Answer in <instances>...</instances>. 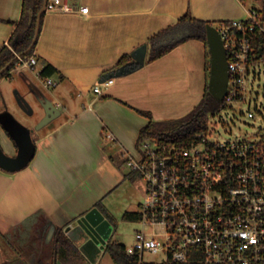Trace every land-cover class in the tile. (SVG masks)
<instances>
[{"label":"crops","instance_id":"0c3cea01","mask_svg":"<svg viewBox=\"0 0 264 264\" xmlns=\"http://www.w3.org/2000/svg\"><path fill=\"white\" fill-rule=\"evenodd\" d=\"M64 1L89 7V14L46 12L33 55L38 65L31 72L37 73L29 74L17 64L9 77L0 80V115L9 112L17 119L10 105L16 112L24 111L8 97L5 80L33 93L41 111L34 125L45 116L40 95L61 111L32 133L34 154L26 166L14 172L0 167V264L17 253L23 256L26 249L36 248L41 256L42 240L48 241L47 221L67 232L99 204L110 213L112 196L137 179L128 160L139 156L141 130L151 118L178 119L201 102L209 85V47L200 36L188 37L195 31L189 23L179 24L180 18L190 14L217 26L247 18L250 9L247 0ZM23 2L0 0V50L9 46ZM173 44L167 53L150 60L155 47ZM143 45L151 46L145 65L106 86V75ZM47 65L57 71L51 76L55 86H46L40 76ZM96 85L102 95L94 92ZM27 113L32 114V107ZM21 124L28 129L34 126ZM0 144L9 156L17 155V145L1 121ZM33 232L38 234L36 244ZM21 236L24 241L18 246L15 241Z\"/></svg>","mask_w":264,"mask_h":264},{"label":"built area","instance_id":"2783aa9c","mask_svg":"<svg viewBox=\"0 0 264 264\" xmlns=\"http://www.w3.org/2000/svg\"><path fill=\"white\" fill-rule=\"evenodd\" d=\"M46 12L86 16L89 7L48 0ZM216 28L229 62L223 102H251V87L264 66V15L250 8L247 18ZM18 64L35 70L38 59L20 57ZM43 80L56 85L51 77ZM113 83L109 79L105 85ZM93 90L102 95L100 85ZM246 115L255 117L250 109ZM128 165L146 187L138 221L143 229L136 232L133 247H126L133 264H264V137L213 140L208 129L189 146L147 138L139 141V156ZM146 254L157 259L146 261ZM84 257L81 264H98L100 258Z\"/></svg>","mask_w":264,"mask_h":264},{"label":"trees","instance_id":"16d2710c","mask_svg":"<svg viewBox=\"0 0 264 264\" xmlns=\"http://www.w3.org/2000/svg\"><path fill=\"white\" fill-rule=\"evenodd\" d=\"M45 0H24L23 2V13L20 21L17 23L15 32L13 33L9 46H4L0 50V71L8 66L12 61H14L11 66L4 72L0 77V80L5 77H9L13 69L16 68L19 60H15L16 55L25 52L33 43L35 38L38 15L44 5ZM246 1V0H245ZM262 1L261 12L264 15V0ZM33 11V20L30 22L29 16L30 12ZM44 17V15H43ZM42 17V20H43ZM41 20V22H42ZM189 23L195 34H191L188 37L200 36L204 40L206 37V26L210 23L205 21H200L191 17L190 14H186L180 18L179 24ZM175 45H170L168 47H155L150 60L153 61L163 54L167 53ZM35 47L26 55L24 58H28L34 55ZM131 55L123 57L119 64L126 65L131 61ZM210 68L211 59L209 53V61L207 65V71L210 78ZM56 69L52 65L45 66L40 71V76L47 78L51 77L56 73ZM224 106L223 101L217 100L210 92L209 88L205 92V95L201 102L187 115L178 119H172L167 121H154L151 118L149 112H143L146 116L151 118L149 124L141 130L139 141L143 139L157 140L161 145H171L178 144L180 146H189L195 142L198 135L208 131L209 116L219 112ZM134 174V173H133ZM132 173L129 175L133 177ZM101 212L109 219V221L115 225L114 218L102 205L99 204ZM124 220L130 222H137L140 219L139 212H126L123 216ZM44 234L50 232L51 228L54 227V232L50 242L52 261L50 264H58L62 262L63 264H75L78 260H84L83 253L79 250L78 246L70 239L64 228L56 227L52 222L47 221L45 223ZM17 239L18 244L21 246L24 238ZM1 239L6 244H11L8 241L7 236L1 235ZM106 253L110 255L113 263L116 264H133L132 260L128 257L126 253V246L112 242H108L106 246ZM3 264H30L25 257L17 253V256L13 260H7ZM40 264H47L40 261ZM185 264H201L200 262H189Z\"/></svg>","mask_w":264,"mask_h":264},{"label":"water","instance_id":"95a60500","mask_svg":"<svg viewBox=\"0 0 264 264\" xmlns=\"http://www.w3.org/2000/svg\"><path fill=\"white\" fill-rule=\"evenodd\" d=\"M48 0L44 1V5L38 15L37 28L35 38L31 46L22 54L16 55L15 60H19L20 57L28 54L36 45L39 33L40 25L43 15L46 13V6ZM30 22L33 20V11L30 12ZM206 37L209 47V53L211 57V68L209 78V92L219 101H223L228 88L229 83V62L227 52L225 49L224 41L216 26L208 24L206 26ZM151 53V46L143 45L137 49L133 54V60L115 69L106 75L107 80L119 78L125 76L139 67L145 65V62L149 59ZM12 61L8 66L0 71V77L11 66ZM18 103L20 107L26 111L31 112V105L23 96H18ZM40 103L45 110V116L39 122L34 130H30L27 127L19 123L12 114L6 112L0 115V121L6 128L8 133L14 139L18 152L16 156H9L3 150L0 144V167L6 171L14 172L22 169L28 164L34 154V142L32 133L34 131L41 130L47 126L54 119L61 115V111L58 107L44 94L39 96ZM114 231L113 224L107 219V217L97 207L92 208L79 220L76 227L68 228L70 239L78 246L79 250L92 262H96L102 253V249H105L110 241ZM54 232V227L51 228L47 240H51ZM58 264H63L58 262Z\"/></svg>","mask_w":264,"mask_h":264},{"label":"rangeland","instance_id":"374dc122","mask_svg":"<svg viewBox=\"0 0 264 264\" xmlns=\"http://www.w3.org/2000/svg\"><path fill=\"white\" fill-rule=\"evenodd\" d=\"M248 8H262L261 0H247ZM262 72L260 78H258L251 87L253 89L252 101L247 103H236V104H227L224 103L223 108L216 114H211L209 116V125L208 129L210 130V138L213 140H257L264 137V66L261 68ZM29 71V72H28ZM32 70L27 69L29 74L37 73L36 71L31 72ZM33 75V74H32ZM4 85L8 87L10 99H14L18 103V94L19 90L21 93L26 96L27 101L32 107V114L27 112H16L13 109V106H9L11 112L19 118L20 123H26L29 126L34 125L41 115L40 105L35 99L32 92H29L25 86H15L10 84L8 80L4 81ZM20 93V92H19ZM9 104V103H8ZM19 105V103H18ZM251 110L255 113L254 118H249L246 113L248 110ZM42 120V119H41ZM36 125L33 126L30 130H34ZM30 127V126H29ZM145 184L142 179L137 176L135 182L129 181L127 184L123 185L118 192L112 196V204L110 205V213L114 218V231L111 237L112 242L122 244L128 248L133 247L135 243V235L138 230L143 229L141 223L130 222L124 220L123 216L127 211H137L140 209V204L145 200ZM152 229H149L148 232H152ZM158 233H162L160 229H156ZM34 243L36 244L37 233L33 232ZM47 237V236H46ZM51 240H49L50 242ZM19 241H15V244L18 245ZM46 239L43 238L42 243L44 245L43 252L41 256L38 251L33 249L24 250L23 256L30 264H40V261L43 263L52 261L51 248L50 244ZM48 244V246H47ZM19 246V245H18ZM21 248V247H20ZM9 249V247L7 248ZM22 249V248H21ZM9 251H11L9 249ZM101 251H104L102 249ZM15 254L12 253L11 257H14ZM146 261H151L157 259V257L152 255H145ZM83 260H78L75 264H81ZM112 258L109 254L104 253L100 255L98 264H112Z\"/></svg>","mask_w":264,"mask_h":264}]
</instances>
